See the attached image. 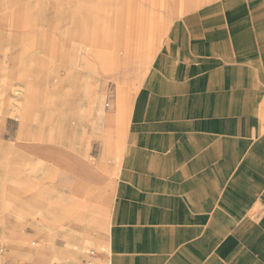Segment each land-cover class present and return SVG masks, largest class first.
<instances>
[{
    "label": "crops",
    "instance_id": "1",
    "mask_svg": "<svg viewBox=\"0 0 264 264\" xmlns=\"http://www.w3.org/2000/svg\"><path fill=\"white\" fill-rule=\"evenodd\" d=\"M130 5L102 37L115 54L151 51L168 30L134 98L120 90L104 118L119 124L102 135L119 162L96 167L118 173L101 264H264V0H212L171 26ZM55 153L85 171L92 159ZM78 176L63 180L70 200L98 203Z\"/></svg>",
    "mask_w": 264,
    "mask_h": 264
},
{
    "label": "rangeland",
    "instance_id": "2",
    "mask_svg": "<svg viewBox=\"0 0 264 264\" xmlns=\"http://www.w3.org/2000/svg\"><path fill=\"white\" fill-rule=\"evenodd\" d=\"M163 1L161 9L162 0H0V264H37L16 248L46 243L40 237L49 235L57 251L89 240L87 253L103 261L108 246L100 250L95 237L107 226L102 206L112 203L118 173L96 167L119 162L116 143L110 148L102 136L116 138L119 124L104 118L117 111L120 90L134 98L168 28L151 51L130 57L115 54L102 37L126 26L131 3L171 26L212 0ZM128 121L123 134L119 129L123 148ZM64 148L77 156L88 151L81 176L98 187V203L70 200L63 180L79 176L62 174L55 151ZM78 262L86 264L85 257Z\"/></svg>",
    "mask_w": 264,
    "mask_h": 264
},
{
    "label": "bare ground",
    "instance_id": "3",
    "mask_svg": "<svg viewBox=\"0 0 264 264\" xmlns=\"http://www.w3.org/2000/svg\"><path fill=\"white\" fill-rule=\"evenodd\" d=\"M124 104H126V103H124ZM34 149H36L37 151L39 150L38 146H36V145H35ZM50 152H52V151H47V153H50ZM57 155L58 154L55 153V156H57ZM57 157H58L57 162L59 163L60 167L62 168V174L67 173V174L72 175V174H76V172L78 175L84 176L86 174L84 169L82 170L81 168L76 167L74 163L67 160L68 156H67V158H65L64 156H57ZM66 184L69 185L70 180H68ZM87 197H89V196H85L84 199ZM75 198H76V196H75ZM84 199H83L82 203L88 205L87 201H85ZM89 200L91 203L92 202L91 198ZM80 204H78V205H80ZM104 223L106 225V219L104 220ZM106 228H107V226L104 227V234H102V235L100 234L98 238L94 236L95 242L99 241L100 247L106 246ZM40 238L42 239L41 241L45 240L47 242L46 243L39 242L35 247H29V246L19 247V248H16V251L19 252L24 257H32L36 261L37 264H79L78 261L81 257H85L86 264H92V262H93V260H92L93 256L89 255L87 253L88 246L91 245L89 240L83 241L82 244H77L76 247H73L72 252H69L67 246H66L67 250L63 251L61 249L60 251H57V247L55 246V244L53 242V236H51V235L41 236ZM93 244H95V243H93ZM94 248H95V246L92 247L91 249H94ZM91 249H89V250H91Z\"/></svg>",
    "mask_w": 264,
    "mask_h": 264
},
{
    "label": "built area",
    "instance_id": "4",
    "mask_svg": "<svg viewBox=\"0 0 264 264\" xmlns=\"http://www.w3.org/2000/svg\"><path fill=\"white\" fill-rule=\"evenodd\" d=\"M2 249V246L0 245V250ZM20 264H35V263H33V262H22V263H20Z\"/></svg>",
    "mask_w": 264,
    "mask_h": 264
}]
</instances>
